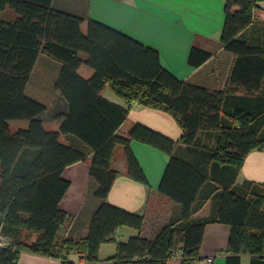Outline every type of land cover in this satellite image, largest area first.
I'll return each mask as SVG.
<instances>
[{
  "label": "trees",
  "instance_id": "16d2710c",
  "mask_svg": "<svg viewBox=\"0 0 264 264\" xmlns=\"http://www.w3.org/2000/svg\"><path fill=\"white\" fill-rule=\"evenodd\" d=\"M52 1L0 0V11L10 7L18 15L0 20V234L11 241L0 247V264H18L23 252L62 264H75L69 260L73 253L84 264H170L176 257L193 264L201 258L205 227L213 222L231 226L223 264H264V183L236 182L247 155L264 151V24L245 33L264 0H225L221 43L237 58L228 85L219 90L180 80L156 48L95 19L55 9ZM41 53L61 63L55 89L67 111L63 103L55 106L57 130L45 127L48 106L26 93ZM210 56L193 48L189 61L200 65ZM107 85L129 106L105 98ZM133 102L172 115L183 129L180 140L129 120ZM13 120L29 123L13 130ZM62 135L82 143H65ZM132 141L168 155L159 191L182 209L154 238L137 234L119 242L120 228L141 231L144 224L143 216L108 201L119 174L111 165L117 145L125 147L128 175L149 183ZM178 142L193 158L175 153ZM78 161H89L97 183L93 195L101 203L85 237L62 238L69 216L60 202L71 185L62 174ZM209 201L210 212L196 216ZM104 243L117 244V251L101 260Z\"/></svg>",
  "mask_w": 264,
  "mask_h": 264
},
{
  "label": "crops",
  "instance_id": "0c3cea01",
  "mask_svg": "<svg viewBox=\"0 0 264 264\" xmlns=\"http://www.w3.org/2000/svg\"><path fill=\"white\" fill-rule=\"evenodd\" d=\"M52 5L55 9L85 19H95L145 45L156 48L164 66L180 80L214 90L223 89L229 83L237 55L226 50L221 43L225 0H53ZM263 24L264 1H261L254 11L253 23L245 33H248L253 26ZM193 48L210 52L211 56L200 65H192L189 56ZM42 56L44 53L39 55L35 67ZM198 57L200 59L201 56ZM60 68L61 64L57 70L54 86L59 77ZM81 69L87 75L91 74L86 68ZM102 94L111 102L129 106L109 85L104 88ZM59 103H63V109L66 112V102L55 89L54 101L45 104L56 106ZM128 118L175 141L180 140L183 135L182 127L172 115L162 110L145 107L139 102L131 104ZM54 123L52 128L57 130L60 123L56 120ZM61 140L65 143H82L71 135H62ZM131 148L149 183L144 184L128 175L125 147L117 145L111 165L119 174L111 187L108 201L119 208L143 216L144 224L141 231L129 226L120 228L116 233L119 242H127L131 236L137 234L149 239L154 238L163 227L172 220L178 219L182 209L181 204L159 191L168 163V155L150 144L139 141H132ZM186 148V145L178 142L175 145V153L187 159L193 158L187 153ZM89 170V161H78L67 166L63 171V177L69 180L71 185L60 202L61 209L69 216V221L60 230L62 238L85 237L90 220L101 203L93 195L97 183L91 178ZM246 181L254 184L264 183V151L253 150L247 155L236 178L237 184ZM209 212L210 201L196 216H205ZM230 235L229 224L209 223L205 227L200 251L201 258L193 264H202L200 260L207 257L214 258L213 263L208 264H223ZM116 251L117 244L104 243L100 247L99 257L105 260L114 256ZM69 260L75 264H84L78 254H71ZM248 260L249 257L245 256L244 261L248 262ZM56 263L62 264L60 259L27 252L22 253L18 261V264ZM170 264H180L179 258H174Z\"/></svg>",
  "mask_w": 264,
  "mask_h": 264
},
{
  "label": "rangeland",
  "instance_id": "374dc122",
  "mask_svg": "<svg viewBox=\"0 0 264 264\" xmlns=\"http://www.w3.org/2000/svg\"><path fill=\"white\" fill-rule=\"evenodd\" d=\"M17 16L18 15L16 12L10 7L0 11V20L12 21L16 19ZM59 64H61L59 61L47 54H44V56L41 57L39 64L35 67L33 73L31 74L27 84L26 93L41 102H53L55 93L54 83ZM46 105L48 106V110L43 117L45 121V127L47 129H53L52 127L55 125V123L51 117L57 114V110L55 105ZM28 123V120H13L10 122L13 130L18 129L19 127H26Z\"/></svg>",
  "mask_w": 264,
  "mask_h": 264
},
{
  "label": "built area",
  "instance_id": "2783aa9c",
  "mask_svg": "<svg viewBox=\"0 0 264 264\" xmlns=\"http://www.w3.org/2000/svg\"><path fill=\"white\" fill-rule=\"evenodd\" d=\"M10 244H11L10 239L6 237L5 235L0 234V247L6 248V247H9ZM200 261L202 264L213 263L214 258L213 257L202 258Z\"/></svg>",
  "mask_w": 264,
  "mask_h": 264
}]
</instances>
